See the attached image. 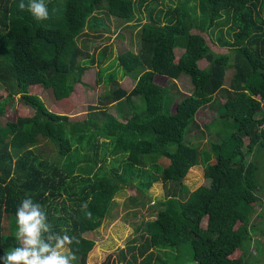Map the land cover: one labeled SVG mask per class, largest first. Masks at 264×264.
<instances>
[{"label": "trees", "instance_id": "obj_1", "mask_svg": "<svg viewBox=\"0 0 264 264\" xmlns=\"http://www.w3.org/2000/svg\"><path fill=\"white\" fill-rule=\"evenodd\" d=\"M143 1L45 0L49 19L37 21L19 8L20 0H0V86L6 90L0 100V257L19 246L16 211L30 197L43 206L54 231L79 239L71 249L85 264L93 246L87 235L100 225L116 190L133 184L141 195L133 199L143 198L160 180L178 183V193L158 202L155 217L142 223L116 259L107 255L99 264H180L182 251L197 264H251V235L264 236V203L256 194L264 189L255 160H246L264 147V0H197V17L178 3L162 25L158 12L141 25L137 52L124 50L112 59L106 47L88 53L89 44L94 50L97 39H107L110 17L129 21ZM223 25L230 40L222 36ZM176 47L182 48L177 57ZM106 59L97 77L111 89L99 99L98 114L70 120L29 91L50 89L60 100L84 85L80 75L88 65ZM181 74L191 91L173 95L165 82ZM126 75L136 77L128 91L115 84ZM15 95L30 113L2 120ZM111 102L124 121L108 112ZM210 108L215 115L198 123L197 110ZM107 151L118 157L106 169ZM196 164L207 184L189 192L181 180ZM256 205L261 218L250 223ZM252 242L259 254L260 243Z\"/></svg>", "mask_w": 264, "mask_h": 264}, {"label": "rangeland", "instance_id": "obj_2", "mask_svg": "<svg viewBox=\"0 0 264 264\" xmlns=\"http://www.w3.org/2000/svg\"><path fill=\"white\" fill-rule=\"evenodd\" d=\"M178 3H181L185 8H188L189 13L190 11H194L193 14L197 17V0H145L140 5L136 6L137 10L129 21L123 22L114 17H110L108 21L110 32L103 34L102 36L107 37V39H97L99 41L94 50L89 44L88 53L93 52V54L96 55L100 48L106 47L107 51H110V57L112 59L117 53L124 50L137 52L140 46L139 33L141 25L147 23L150 20V17H154L157 12L160 17V22H158V24L162 25V18L167 10L170 9L169 7H173ZM226 27V25L220 27L222 30V36L230 40L229 36L226 34ZM217 29L218 28L215 30ZM212 38L216 41L215 37ZM92 40L93 39H90L89 43H91ZM173 51L174 55L177 57L181 53L182 48L176 47ZM108 61L109 60L106 59L100 64L94 62L93 64L88 65L80 75V79L84 85L79 84L69 88L68 92L64 94V98L60 100H55L50 89H43L37 86L30 88L29 91L38 94L47 109L61 113L66 112L65 114L70 120H82L86 117L88 112L98 114V111L102 108L98 101L99 99L104 98V94L111 89V85L104 84L103 76H100L99 80L97 72L99 68L104 67ZM202 65L203 62L200 61L199 66ZM230 72L231 71L226 72L225 79H228ZM135 79V76L126 75L122 76V78H117L115 84L128 91L133 85ZM154 81L164 83L166 79L155 77ZM165 83L166 85H171L169 93L173 95H175V92L190 93L191 91V84L185 74H181L175 80H169ZM224 85H226V83H224ZM4 98H6V90L0 86V100ZM130 100L135 106L139 104V98L136 96H131ZM120 101L124 103L121 109L128 112L125 108L128 104L123 99H120ZM105 106L106 108L109 107L108 112L114 115L117 119L121 118V120L124 121V118L117 113L116 103L111 102ZM29 113L30 111L21 104L19 95H15L12 103L5 107V114L1 119H14L16 116H24ZM214 115L215 113L212 108L206 109V111L197 110L195 113V119L198 123H204ZM102 140L101 137H98L97 139L98 147L96 153L99 155L102 153ZM203 143L205 144L202 140V145ZM103 157L104 160H102V166L107 169L110 168L109 161L118 156L107 151ZM246 160H255L254 162L257 164L255 178L257 182H259L258 187L264 189V147L258 153L251 151L246 156ZM98 164L99 163H96V165ZM181 183L189 192L197 188L199 185H206L207 180L203 177L202 165L196 164L190 167L183 176ZM171 191L178 193V183L174 181L161 182L160 180L152 182L149 185L143 193V198L133 199L135 193L138 197L141 196L140 194H137L133 184L122 185L116 190L100 225L87 235V237L93 240V246L85 257V264H99L107 257V255L116 259L117 251L125 249L127 244L129 245L128 241L141 233L140 227L142 223L155 217L157 210L160 208L158 202L162 201ZM256 194L258 196V201L264 203V190H258ZM259 209V205H256L254 211L249 217L250 223H256L261 218L256 215ZM8 221V218H3V228L5 232L8 231ZM255 239L261 246L259 254L253 248L254 245L252 241ZM135 244H137V242ZM246 248L248 249L247 255L249 253V256H247L248 262H251V264L264 263V236H259L256 233L252 234L251 240L248 242ZM170 252L173 253L172 251ZM179 254L180 256L177 257V263L197 264L195 261L189 260L188 256L183 251ZM234 254L237 256L239 251L236 250ZM126 256H128V253ZM75 264H79L78 259Z\"/></svg>", "mask_w": 264, "mask_h": 264}, {"label": "clouds", "instance_id": "obj_3", "mask_svg": "<svg viewBox=\"0 0 264 264\" xmlns=\"http://www.w3.org/2000/svg\"><path fill=\"white\" fill-rule=\"evenodd\" d=\"M19 8L27 9L34 19H49L45 0H20ZM18 247L5 253L3 264H75L78 257L71 246L77 237L53 230L43 206L30 197L24 198L16 211Z\"/></svg>", "mask_w": 264, "mask_h": 264}, {"label": "crops", "instance_id": "obj_4", "mask_svg": "<svg viewBox=\"0 0 264 264\" xmlns=\"http://www.w3.org/2000/svg\"><path fill=\"white\" fill-rule=\"evenodd\" d=\"M204 111H206V110H204ZM209 120H210V119H209ZM209 120H208V121H209ZM208 121H207V122H208ZM204 123H206V122H204Z\"/></svg>", "mask_w": 264, "mask_h": 264}, {"label": "water", "instance_id": "obj_5", "mask_svg": "<svg viewBox=\"0 0 264 264\" xmlns=\"http://www.w3.org/2000/svg\"><path fill=\"white\" fill-rule=\"evenodd\" d=\"M137 192V194H140L138 191H136Z\"/></svg>", "mask_w": 264, "mask_h": 264}]
</instances>
